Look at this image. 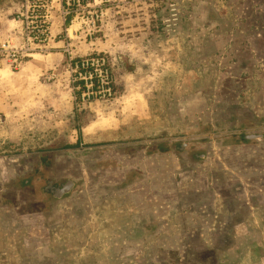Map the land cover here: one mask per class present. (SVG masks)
I'll use <instances>...</instances> for the list:
<instances>
[{
    "label": "rangeland",
    "instance_id": "rangeland-1",
    "mask_svg": "<svg viewBox=\"0 0 264 264\" xmlns=\"http://www.w3.org/2000/svg\"><path fill=\"white\" fill-rule=\"evenodd\" d=\"M258 1L94 0L103 16L92 37L72 22L81 49L69 44L70 54L39 78L26 63L35 52L16 69L0 60L9 70H28L25 94L10 96L13 109L0 127V264H201L205 253L182 246L175 212L160 221L153 206L154 221L145 224L144 191L124 185L165 181L154 173L172 166L163 150L181 151L216 131L218 144L228 142L227 103L264 89V61H251L264 57ZM16 13L0 18L6 24ZM88 55L109 60V100H79L68 59ZM239 60L248 79L240 78ZM211 150L217 158L224 148ZM65 180L74 188L54 199L49 181ZM242 241L221 264H264V239Z\"/></svg>",
    "mask_w": 264,
    "mask_h": 264
},
{
    "label": "crops",
    "instance_id": "crops-1",
    "mask_svg": "<svg viewBox=\"0 0 264 264\" xmlns=\"http://www.w3.org/2000/svg\"><path fill=\"white\" fill-rule=\"evenodd\" d=\"M21 7L19 2L1 0L0 15L6 16L12 11L18 12ZM254 13L264 17V0L258 1ZM2 20L4 19L0 18L2 25L0 40L15 36L21 28L20 23L14 18L7 19L6 24ZM61 24V20L56 17L52 26L54 36L63 32ZM107 25L109 22L102 24L100 28L104 33ZM258 25L264 29V21ZM72 26L70 25L66 30L67 42L76 47L73 51H77L81 49L82 44L78 45L76 39L78 31ZM257 42V46L264 47V38L258 39ZM100 45L106 47L108 42ZM63 46L64 41L56 38L49 42L47 52L34 53L37 56L26 62L27 67L33 68L34 76L39 78L44 70L66 57ZM251 59L252 62L256 61L257 66L259 62L264 61V57L261 58L258 54ZM238 62L242 66L240 78L248 79L250 75L246 61ZM27 77V69L9 70L0 62V127L5 126L8 114L13 109L10 96L25 94L24 82ZM245 91L246 89L239 90L236 95L244 96ZM263 94V87L258 86L249 93L247 97L249 102L248 100L243 102L241 97L238 102L227 103L225 122L231 128L226 135L229 137L228 142L218 144L220 140L216 138L218 136L216 131L207 136L193 138L181 151L163 150L159 155L162 159L171 160L170 163L174 168L168 166L154 173L162 176L165 181L158 183V187L148 183L146 179L139 183L129 181L124 185L125 191L131 192L133 188L144 191L145 204L144 207L140 206L143 208L141 211L142 214L144 213V219L140 218V221L145 224L152 223L154 214H158L157 217H161L160 221H162L165 218L163 215L170 209L175 212L173 222L181 229L182 241L184 240L182 246L186 251L192 248L193 253L210 251L213 254L212 264H221L222 258L230 253L237 254L241 250L238 244L244 246L242 240L264 239V102L260 100ZM43 104L44 107L50 108V102L44 101ZM213 145L224 148L217 156L222 160L223 166L218 164L217 158H213V154L216 155L211 150ZM191 148L193 150H189ZM128 170L131 171L133 168L130 166ZM134 171H138L134 172L138 173V176L142 175L141 170ZM144 171L146 176L150 174L147 166L144 167ZM179 178L182 181H177ZM153 199L155 202H152ZM147 200L151 201L150 205L146 204ZM153 206L157 208L155 212L151 210ZM144 232H147L146 228ZM200 259L201 264H210L209 259L206 258L207 261Z\"/></svg>",
    "mask_w": 264,
    "mask_h": 264
},
{
    "label": "built area",
    "instance_id": "built-area-1",
    "mask_svg": "<svg viewBox=\"0 0 264 264\" xmlns=\"http://www.w3.org/2000/svg\"><path fill=\"white\" fill-rule=\"evenodd\" d=\"M102 16L103 11L94 0H23L21 9L14 15L21 28L15 36L0 41V60L16 69L34 52L45 50L55 38L64 41L63 51L69 55L66 30L72 22H79L91 38ZM56 17L62 22L63 32L54 36L52 26ZM68 62L73 79L79 83L80 102L109 100L114 96V78L105 55L69 57Z\"/></svg>",
    "mask_w": 264,
    "mask_h": 264
},
{
    "label": "flooded vegetation",
    "instance_id": "flooded-vegetation-1",
    "mask_svg": "<svg viewBox=\"0 0 264 264\" xmlns=\"http://www.w3.org/2000/svg\"><path fill=\"white\" fill-rule=\"evenodd\" d=\"M68 185L70 186L67 189ZM74 185H75L74 182L70 180H65L63 182H50L49 181V187L47 188V191L54 199H61L64 196H67L69 194L72 188H74ZM206 258L209 259L210 264H212L213 254L210 251L205 252L204 259Z\"/></svg>",
    "mask_w": 264,
    "mask_h": 264
},
{
    "label": "water",
    "instance_id": "water-1",
    "mask_svg": "<svg viewBox=\"0 0 264 264\" xmlns=\"http://www.w3.org/2000/svg\"><path fill=\"white\" fill-rule=\"evenodd\" d=\"M70 185L67 186V189L69 188Z\"/></svg>",
    "mask_w": 264,
    "mask_h": 264
}]
</instances>
